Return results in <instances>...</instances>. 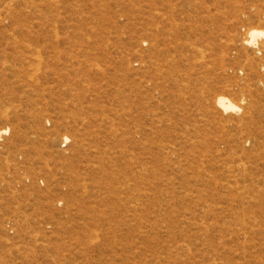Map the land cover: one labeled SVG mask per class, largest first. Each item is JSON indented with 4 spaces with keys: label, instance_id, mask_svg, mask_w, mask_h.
<instances>
[{
    "label": "rangeland",
    "instance_id": "rangeland-1",
    "mask_svg": "<svg viewBox=\"0 0 264 264\" xmlns=\"http://www.w3.org/2000/svg\"><path fill=\"white\" fill-rule=\"evenodd\" d=\"M253 27L264 0H0V264H264Z\"/></svg>",
    "mask_w": 264,
    "mask_h": 264
},
{
    "label": "bare ground",
    "instance_id": "bare-ground-1",
    "mask_svg": "<svg viewBox=\"0 0 264 264\" xmlns=\"http://www.w3.org/2000/svg\"><path fill=\"white\" fill-rule=\"evenodd\" d=\"M259 39H264V27L263 28L253 27L247 31L246 36L241 41V47H244L243 49H245V50L247 49V50L251 51L252 54H254L256 56L258 55L261 58H264V41L263 42L261 41L262 43L261 42L258 43ZM169 56H171V54ZM172 60H174V59H172ZM252 62H253V60H252ZM167 71H169V70H167ZM214 103L222 111H224V112L232 111L233 113H235L237 115L240 114L241 112H242V115L247 114V113L249 114L254 108L253 103H250L245 109H241V108H239V106L234 104L228 97H226L224 95H219L217 97L216 101H214ZM6 132H7V130L4 129L3 131L0 132V135L3 133H6ZM66 140H68V138L64 137V141H66ZM257 165L255 166V168H258ZM239 166L243 167L242 165H239Z\"/></svg>",
    "mask_w": 264,
    "mask_h": 264
}]
</instances>
